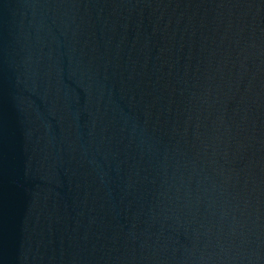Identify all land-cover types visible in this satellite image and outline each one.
<instances>
[{"label": "water", "instance_id": "95a60500", "mask_svg": "<svg viewBox=\"0 0 264 264\" xmlns=\"http://www.w3.org/2000/svg\"><path fill=\"white\" fill-rule=\"evenodd\" d=\"M0 264H264V205L119 0H0Z\"/></svg>", "mask_w": 264, "mask_h": 264}]
</instances>
